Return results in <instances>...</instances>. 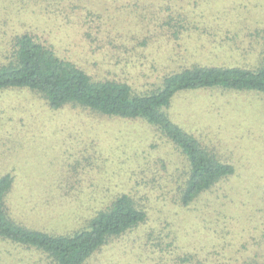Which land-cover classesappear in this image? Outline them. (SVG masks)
<instances>
[{
	"label": "rangeland",
	"instance_id": "1",
	"mask_svg": "<svg viewBox=\"0 0 264 264\" xmlns=\"http://www.w3.org/2000/svg\"><path fill=\"white\" fill-rule=\"evenodd\" d=\"M121 1L0 0V62L10 36L28 30L93 78L139 89L194 64L254 67L263 57L264 0H129L131 13L114 5ZM103 3L114 5V21L104 19ZM184 22L191 27L174 35ZM168 112L235 166L187 206L179 191L185 157L151 124L80 106L54 109L26 88L0 90V177H14L8 213L29 228L68 234L128 193L147 220L86 264H264V93L188 89ZM48 260L0 241V264Z\"/></svg>",
	"mask_w": 264,
	"mask_h": 264
},
{
	"label": "trees",
	"instance_id": "2",
	"mask_svg": "<svg viewBox=\"0 0 264 264\" xmlns=\"http://www.w3.org/2000/svg\"><path fill=\"white\" fill-rule=\"evenodd\" d=\"M128 1L114 5L131 13ZM103 5L104 19L114 21V5ZM98 18L103 19L102 15ZM172 18L165 15L161 19L164 25L171 26ZM145 20L148 19L142 21ZM190 24L181 23L172 33L178 36L190 28ZM10 42L11 48L0 62V90L26 88L41 94L54 109L80 106L102 115L142 119L151 124L185 157V175L179 186L183 205H190L202 192L235 173L232 163L217 159L196 136L178 124L168 110L176 94L188 89L222 87L264 93V53L254 67L194 64L167 73L161 85L139 89L116 79L93 78L84 67L61 56L52 42L33 31L14 33ZM13 184L12 174L0 177V241L43 253L49 264H86L111 238L137 227L148 217L147 210L134 197L122 193L88 220L87 226L72 233L56 234L29 228L15 221L6 209V196Z\"/></svg>",
	"mask_w": 264,
	"mask_h": 264
}]
</instances>
